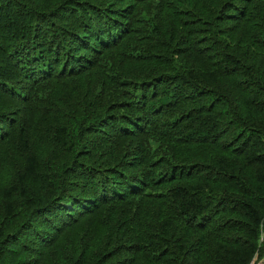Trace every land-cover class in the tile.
I'll list each match as a JSON object with an SVG mask.
<instances>
[{"label": "trees", "instance_id": "1", "mask_svg": "<svg viewBox=\"0 0 264 264\" xmlns=\"http://www.w3.org/2000/svg\"><path fill=\"white\" fill-rule=\"evenodd\" d=\"M264 259V0H0V264Z\"/></svg>", "mask_w": 264, "mask_h": 264}, {"label": "water", "instance_id": "2", "mask_svg": "<svg viewBox=\"0 0 264 264\" xmlns=\"http://www.w3.org/2000/svg\"><path fill=\"white\" fill-rule=\"evenodd\" d=\"M258 264H264V259L261 260Z\"/></svg>", "mask_w": 264, "mask_h": 264}]
</instances>
